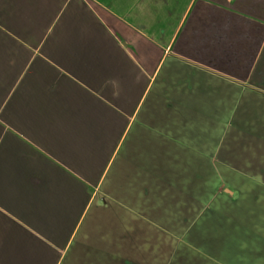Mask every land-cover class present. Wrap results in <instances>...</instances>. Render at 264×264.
Here are the masks:
<instances>
[{"label": "crops", "instance_id": "obj_1", "mask_svg": "<svg viewBox=\"0 0 264 264\" xmlns=\"http://www.w3.org/2000/svg\"><path fill=\"white\" fill-rule=\"evenodd\" d=\"M0 264H264V0H0Z\"/></svg>", "mask_w": 264, "mask_h": 264}]
</instances>
